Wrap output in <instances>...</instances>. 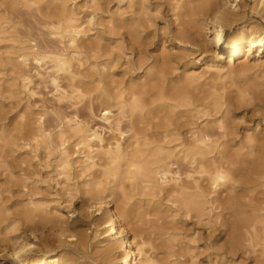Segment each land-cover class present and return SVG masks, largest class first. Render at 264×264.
I'll return each instance as SVG.
<instances>
[{
    "label": "rangeland",
    "instance_id": "1",
    "mask_svg": "<svg viewBox=\"0 0 264 264\" xmlns=\"http://www.w3.org/2000/svg\"><path fill=\"white\" fill-rule=\"evenodd\" d=\"M176 1L0 0V218L6 221L2 224L3 230H0L1 254H6L11 247L10 238L13 242L28 238L38 247L35 250L36 257L44 253L53 256L64 254L75 264H108L103 254L104 245L100 244L102 238L96 237L94 220L81 215L85 208L94 203L88 194L89 188H86L91 174L81 173L79 167L86 155L85 150L75 147V138L69 139L70 153H74V166L68 181L58 167L62 149L58 136L61 131L68 129L69 121L83 122L92 129L100 128V132L107 128L102 121L103 109L107 106L99 102L101 91L94 85V79L98 78L97 73L102 71L105 62H111L112 77H108L107 86L116 88H109L111 93L131 81L139 82L144 78L146 70H137L133 64L138 56L129 52L127 42L122 43L113 36L109 28L113 22L138 23L141 26L142 50L150 63L153 59L159 61V70L167 69L164 73L169 89L186 88L195 97H209L208 100L212 99L210 96L216 91L215 95L223 98L221 104H225H222L221 112L214 113V109L210 108L211 117H202L198 123L204 125L208 119L217 123L225 120L229 124L228 129L235 133L234 141L230 143L231 151L234 149L232 152H237L242 142H248L246 136H257L261 141L264 135V65L258 61V51L249 58L246 55L234 57L238 60L233 67L226 63L229 60L226 54L221 66H217L221 72L216 74L214 70L209 71L205 65L210 59L209 53L205 54L197 44H180L173 39V32L179 29L175 18ZM38 6H42L41 13L37 12ZM62 6L74 13L86 33L85 52L81 57L83 64L79 66L77 62L73 63L74 71L80 75L76 82L79 86H75L82 93L78 98L62 74L56 73L53 62L45 60L37 63L31 60L23 65L19 58L23 53L36 51L72 56V49L67 42L60 41L51 29L60 17ZM251 6L252 3L246 0V6L241 10L244 16L238 25L251 24L264 28V20L252 12ZM239 26L233 30L226 29V38ZM198 40L202 41V38ZM94 45L103 48V52L93 51ZM261 58L264 61V54ZM192 75H197L199 79L193 80ZM53 78L59 79L60 89L52 84ZM254 85L260 87L263 102L257 98L260 97L257 92L254 95ZM185 108H180L183 115L174 121V125L178 123L182 126L181 138L174 132L164 145L168 156H171V174L182 183L187 180L189 166L177 161L175 149L179 142L174 139H189L190 118L184 112L190 109ZM110 110L112 115L118 114L117 108L112 107ZM40 118L43 119L42 129L49 138L35 147L32 138L40 129ZM128 120L124 119V131L128 130ZM166 120L162 122L163 125L168 123L169 120ZM213 130L217 131L216 128ZM214 133L217 135L219 131ZM104 135L106 140L115 142L109 133ZM127 135L130 134L127 133L125 139L119 138L124 145L133 143L127 139ZM155 181L161 182V178L157 177ZM24 183L32 189L31 197L25 193ZM263 186L258 188L255 198H264ZM125 187V196L117 190L115 196L108 200L111 203L109 209L129 215L128 236L135 238V241L144 239L148 243L149 254L158 264H264L257 260L250 248L229 254V227L225 224L229 218L225 216L230 215L228 211L208 204L205 212L192 211L187 214L178 198H168L164 194L152 197L140 185L130 187L126 184ZM107 188L111 190L112 185ZM30 200L45 210L62 207V213H67V208L72 207L76 214V237L67 238L60 245L57 229L45 226L48 229L39 232L36 235L38 240H34L27 231L30 224L27 225L24 219ZM40 220L36 219V222ZM7 225H11L9 230H6ZM223 257L226 259L222 263L220 259ZM2 262L0 259V264ZM133 262L135 258L128 261L129 264Z\"/></svg>",
    "mask_w": 264,
    "mask_h": 264
},
{
    "label": "bare ground",
    "instance_id": "2",
    "mask_svg": "<svg viewBox=\"0 0 264 264\" xmlns=\"http://www.w3.org/2000/svg\"><path fill=\"white\" fill-rule=\"evenodd\" d=\"M128 1L133 2V0ZM249 1L252 3V12L264 20V0ZM245 6L246 0H177L175 18L179 23V29L173 32V39L180 44H197L205 54L209 53L210 59L205 64L206 69L214 70L215 73L221 72L217 66L226 54L229 55L226 63L233 67L240 56L246 55L249 58L251 54L258 51V61L264 65L261 58L264 54V28L251 24L238 25L243 19L244 13H241V10ZM41 11L42 6H38L37 12L41 13ZM59 16L56 25H53L51 29L60 41L67 42L72 49V56L36 51L23 53L19 58L23 65L31 60L37 63L45 60L53 62L56 73L62 74L78 98L82 96V93L80 88L75 86L79 79L77 76L80 75L74 71L73 63L77 62L79 66L83 64L81 57L85 52L86 33L74 13L68 12L65 6L61 7ZM236 26H239L236 31L226 38L225 30H233ZM109 28L113 36L119 38L122 43L129 44L128 50L132 55L138 56L133 64L137 70H146L144 78L139 82L131 81L128 85L111 93L109 88L112 86H107L108 77H112L111 62H105L102 71L97 73L98 78L94 79V85L101 91L99 102L107 106L103 109L102 117L107 128L100 132V128L92 129L83 122L69 121L68 129L61 131L58 136L62 148L58 167L61 169V175L68 181L74 166V153H70L69 139L75 138L77 140L75 147L78 150H85L86 155L80 161L79 167L81 173L91 174L92 178L86 182V188H89L87 191L94 203L85 208L81 215L94 220L97 228L96 237L102 238L100 244L104 245L102 249L107 263L129 264L128 261L135 258L132 264H158L149 254L148 243L146 244L144 239L135 241V238L128 236L129 215L125 216L109 209L111 203L108 200L115 196L117 190L121 191L123 196L126 195V184L130 187L140 185L143 191L155 198L163 194L168 198H178L187 214L192 211L203 212L208 204L209 206L217 205L218 208L228 211L230 215L225 216H229L225 224L229 227L227 240L229 254L250 248L251 253L257 256V260L263 263L264 198H255L254 194L264 185V135L261 141L257 139V136H246L248 142H242L241 147L238 145L240 149L232 152L234 149L231 151L230 143L234 141L235 133L228 129L229 124L227 125L225 120L217 123L208 119L204 125L198 123L202 117L210 116L212 112L210 108L214 109V113L221 112L223 98L215 95V89V92L212 90L214 93L210 96L211 100H208L209 97H195L186 88L169 89L164 73L167 69L159 70V61L153 59L150 63V59L142 50L141 26L138 23L130 25L118 21L111 23ZM199 38H202V41L198 40ZM246 48L247 51H244ZM93 51L102 53L103 48H97L94 45ZM236 56L238 58L234 59ZM192 79L197 81L199 77L192 75ZM58 80L53 78L52 84L60 89ZM253 87L254 95L258 93L260 97L257 98L263 102L260 87L256 85ZM112 89L116 90L115 87ZM112 107L117 108V115H112L110 110ZM185 107L190 109L184 113L190 118L188 126L191 129L188 131L189 139L182 141L180 139L182 126L178 123L174 125V121L183 115V110L180 111V108ZM126 118L129 119V127L127 131H124L123 122ZM166 119L169 121L163 125L162 122ZM39 121L40 129L32 138L35 147L40 145L41 141L43 143L45 138L47 140L49 138L42 129L43 119L40 118ZM215 128L219 131L217 135L214 133L217 131L213 130ZM106 132L112 135L111 140H115L114 143L106 140L104 135ZM174 132L180 137L174 139L179 142L175 149L177 161L187 163L189 166V174L184 183L171 174L170 165L172 164L169 163L171 156H168L164 146ZM127 133L130 134L126 136L127 139L133 143L124 145L119 138L125 139ZM157 177L161 178V182L155 181ZM110 185H112L111 190L107 188ZM23 189L31 197L32 189L27 183L23 184ZM40 207L38 203L30 200L24 213L25 222L27 225L30 224L27 231L34 240H38L36 235L39 232L48 229L45 226L57 229L60 233V245L65 243V239L76 237L74 231L76 214L72 207L67 208V213H62V207L54 208V210H45ZM36 219L41 220L36 222ZM5 222L0 218V230H3L2 224ZM10 226L7 225L6 230H9ZM28 240L27 238L18 242L16 239L13 242L10 238L11 247L6 254L0 253L2 264H75L64 254L53 256L44 253L41 257H36L35 250L38 247ZM40 243L43 244L41 240ZM224 257L220 259L222 263L226 259Z\"/></svg>",
    "mask_w": 264,
    "mask_h": 264
}]
</instances>
